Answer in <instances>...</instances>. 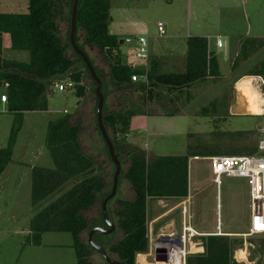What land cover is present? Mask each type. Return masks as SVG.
I'll return each mask as SVG.
<instances>
[{
  "label": "rangeland",
  "instance_id": "obj_1",
  "mask_svg": "<svg viewBox=\"0 0 264 264\" xmlns=\"http://www.w3.org/2000/svg\"><path fill=\"white\" fill-rule=\"evenodd\" d=\"M56 1L61 3L64 0ZM69 1H72V9L74 0ZM216 1L228 0H110V25L115 34L118 35L119 41H125L124 38L130 41V43L123 45L122 52L124 54L129 53L131 55L133 50L137 48L139 39L144 37L148 39L151 54L163 57L166 60L175 58L180 63L179 56L185 55L188 51L185 39L188 37L189 32H194L196 25H200V28L203 27L198 18V10L203 8L205 2L213 3ZM28 4L29 0H0V13L26 14ZM160 23L164 25L166 33L164 37H160L158 30ZM70 28L71 10L64 35L66 43L70 42ZM77 39L79 46L89 56L98 71L99 77L102 79L103 93L108 98L109 107L112 82H110L108 76L110 72L106 60L97 54L98 51L97 53L91 52V47L85 44L82 30L77 31ZM8 44L9 40L7 38L5 46L8 47ZM5 57L8 60L22 63L30 61L29 52L9 48L5 51ZM68 57L75 61L73 70L83 73L86 86L90 87V93L93 91L96 94L94 81L90 74L86 73L84 64L79 60L72 47L68 49ZM150 63L149 61V73L152 70V64ZM61 78L63 79L60 82L67 80L64 77ZM201 82L194 84L189 89L188 94L191 97L190 99L193 100L190 104L167 101L169 94L163 92V88L160 87L162 85L154 84V92L157 90L156 93H159L160 106L170 114L168 117L159 118L155 116L157 107L147 104L142 98L144 96V99L147 100L145 98L146 93L134 91L124 95L125 98H123L124 101L121 105L122 112L133 111L137 115L133 120L134 125H131V130L135 128L138 130L137 145L139 150L146 155L149 161L153 159L150 156L153 154H159L160 156L177 155L181 154L180 152H185L179 146H181L184 139H188L189 153L201 156L205 148L210 147L209 142H214L212 143L214 148L217 141L222 140L227 143L239 141L241 151L244 150L241 153L242 156H264V153L258 151L260 131L264 129V117L232 115L225 108L226 103H223L224 107L219 109L221 113L218 110V113L215 114L212 111L215 109V103L212 101L219 95L228 98L232 95L233 88L229 84H219L215 80L207 81L205 79ZM250 82L254 85L250 88H259L264 94L263 79H252ZM46 86L45 96L49 106L48 111L33 112L23 117V127L18 134L16 148L14 147V161L10 164L8 170L4 172L5 174L3 173L4 176L0 177V264H77L76 252L72 247L74 240L69 233H47L43 236L40 246L32 245L28 241L30 222L37 214L32 206V193L29 188V183L32 181V170L34 167L54 168L53 160L46 147L48 124L65 116L73 117L77 113H82L84 119V126L81 128L82 133L80 134L82 150L93 160L96 174L106 184V189L103 195L99 197L96 208L85 213L90 224L82 234L81 240L88 246L91 261L94 264H108L87 243L90 231L96 228L108 229L102 214V203L104 198L111 193L116 170L110 158L108 147L96 126L97 100L96 98L93 99L94 106L92 110L91 103L89 104L90 94L84 99L79 98L74 90H68L60 94L56 92L54 85H50L49 80L46 81ZM3 95H7L6 89H0V148L7 147L15 121V115L8 111V105L1 103ZM258 97L260 96H256L254 93L253 99L256 104L264 99ZM65 111L66 114H64ZM159 125H162L161 129L166 132V138L163 140L157 139L154 135V130ZM109 131L111 134H108L113 144L116 143L115 151L122 165L117 196L109 204V218L115 223L119 209L117 201L120 199L131 201L134 191L125 178V172L128 169L127 153L130 150L121 144L124 139L122 136L116 138L113 130L109 129ZM92 143L94 146L91 149ZM190 176L195 198L194 202L188 205V215L182 214L183 211H172L170 216L152 226L153 216L168 212L172 205L162 207L159 211H153L156 207L155 201L150 200L148 227L153 244L158 241L161 230L171 232L169 227L172 222L177 227L179 236L182 233L184 222L188 225L192 224L202 232L217 231L218 221L223 227V232L227 230L243 232L245 230L247 219L251 215L249 187L245 179L223 177L222 185L218 189L214 183L211 162L202 157L190 161ZM71 187L72 182L66 185L64 191ZM58 195L59 193H56L40 203L39 208L46 207ZM41 209H38V212ZM122 237L121 229L117 228L109 236L96 235L94 241L97 245L105 248L111 258L117 260L118 257L110 253L109 250ZM199 239L201 237L197 236L191 240L189 255L197 254V250L201 249ZM260 241L264 243V240ZM244 244V242L241 245L237 244L235 258L239 250H245L246 246ZM254 254L257 255L258 253ZM254 256L252 255L251 258ZM249 259V257H246V260H244L246 262L238 261V264H251ZM260 262L264 264V258L255 264H260Z\"/></svg>",
  "mask_w": 264,
  "mask_h": 264
},
{
  "label": "trees",
  "instance_id": "obj_2",
  "mask_svg": "<svg viewBox=\"0 0 264 264\" xmlns=\"http://www.w3.org/2000/svg\"><path fill=\"white\" fill-rule=\"evenodd\" d=\"M56 16L55 0H29L26 14L0 13V89H6L8 111L15 115L8 145L0 148V177L13 162L24 113L48 111L46 81L70 74L69 79L76 84L75 94L79 98L86 96L83 73L73 70L75 61L68 57V49L72 46L60 37ZM110 23V0H81L77 28L85 33V44L96 47L111 64L114 83L130 84L132 77L142 74L143 70H136L123 62L121 43L117 36L111 34ZM7 38L8 47L5 46ZM7 48L29 52L30 61L8 60L5 57ZM79 60L83 63L80 57ZM85 70L89 73L86 67ZM218 76V64L209 53L208 39L191 37L188 40L185 72L158 74L152 69L149 73L150 85H143L139 90L146 93L145 98L150 100L155 83L172 89H184ZM135 115L133 111L107 115L104 117L105 127L112 129L116 138L124 137ZM80 130V126L71 125L69 116L48 124L46 147L54 168H33L32 204L36 206L56 193L59 195L33 217L28 241L40 246L47 233H69L74 240L77 264H89L86 259L90 251L81 240L90 224L85 213L98 203L106 184L96 174L93 160L82 150ZM114 146L116 148L115 142ZM196 156L188 151L185 156H164L149 161L143 153H127L130 168L125 178L135 196L133 201H117L118 225L123 237L109 250L122 264H136L139 255L149 253L150 200H182L189 196V161ZM70 182L72 187L64 191ZM201 240L205 252L188 255L186 264H238L235 254L237 244H243L241 239L209 235L201 237ZM261 254L264 258V249Z\"/></svg>",
  "mask_w": 264,
  "mask_h": 264
},
{
  "label": "crops",
  "instance_id": "obj_3",
  "mask_svg": "<svg viewBox=\"0 0 264 264\" xmlns=\"http://www.w3.org/2000/svg\"><path fill=\"white\" fill-rule=\"evenodd\" d=\"M71 3L72 1H69V0L61 1V3H58V1L55 0V8L57 11L55 22L59 30V35L64 42H65V39H64L65 29L69 21ZM198 11H199L198 18L200 22L203 24L202 25L203 27L200 28V25L199 26L196 25L194 27V32H189L188 37L185 39L187 48H188V40L191 37L207 38L209 42V53H211L216 58L220 76L216 78H208L206 80L207 81L215 80L219 84L226 83V84L231 85L233 88L232 90L233 93L228 98H226L225 96H220V95L215 97L214 101H212L213 103H215V109H213L212 111H214V113L217 114L218 110L224 107L223 103H226L225 108H227L228 113H231L232 115L240 116L238 113L244 112V115H241V116L264 117V99L263 101L260 100L261 102L259 104H256L253 99L254 93L256 96H260L262 98H264V94L262 90L259 88L257 89L250 88V86L253 85L251 84L250 80L252 79H261V80L263 79L264 80V1H261V0H251V1L228 0V1H216L213 3L205 2L203 5V8L199 9ZM110 30H111V34L118 36L117 34H115V31L112 30L111 25H110ZM211 31H215V32H211ZM165 35L166 33L164 35H160V37H164ZM83 38L85 39L84 32H83ZM124 40L125 41L123 40L120 41L121 43L120 51L122 53L123 62L127 65H130L132 68L136 70L137 69L144 70L143 63L141 61L135 60L133 53L131 55L127 53L126 55L122 52L123 45L125 43L126 44L130 43V41L127 40V38H124ZM218 41H221L223 43L222 48L218 47L217 45ZM77 42H78V39H77ZM137 45L139 46L138 43ZM89 47H91V52L97 53L98 51L97 54H99L100 57L102 56L104 60H106L103 54L96 47L94 46H89ZM149 53H150L149 61L151 62L150 64H152L151 68L154 69V71L156 70L158 74L178 73L176 72L178 70L181 71L179 73H184L186 70V58H187L188 51L185 55L179 56L180 63L177 62L175 58L171 60H166L163 57H159L154 54H151L150 48H149ZM106 63L108 65V71L110 72L108 76H109L110 82H112V89L110 90L111 100H110L109 107H108V98L107 96H105L104 117L107 115L121 113L122 112L121 105H122V102L124 101L123 98H125L124 95L128 93H133L134 91L140 93L141 91L139 90V88L145 85L142 82H139V83L132 82L130 84L114 83L111 78V64L107 60H106ZM69 75L70 74L53 78L52 80H49V83L50 85L55 86L56 84L60 83V81L63 79L61 77L69 79ZM83 85H86L84 78H83ZM193 86L194 85L184 88V89H172L166 86H160V87L163 88L162 90L165 94H169V98L167 99V101L185 102V103L190 104L193 100L190 99L191 97L188 94L189 93L188 91ZM252 87H254V85ZM89 88L90 87L86 86V96L83 97L82 99L86 98L90 94L89 104L91 103V109L93 110V106H94L93 99L95 100L96 98L97 104H98V99H97V95L93 93V91H91L90 93ZM154 89L155 88H153V96L150 100L146 101L144 99V96H142V98L147 104L149 103L150 105H155L157 107L155 116H158L159 118L168 117L170 114L167 112L165 108H161L160 106L161 103L159 102V99H160L159 93H156L157 90L154 92ZM2 104L6 106L8 105L7 103H2ZM92 110H91V113H92ZM219 111H220L219 113H221V110ZM30 113H33V112H30ZM27 114L29 113H24V116ZM64 114H66V111L64 112ZM136 116L137 115L131 118L129 131L123 137L124 139L121 142V144L127 149H129L130 151H137V152L142 153L139 150L138 145H137L138 143L137 136L139 134L138 130L137 128H135L134 130H131V125H134L133 120ZM70 123L71 125H78L80 126V128H83L84 119H83L82 113H77L75 116L70 117ZM96 126L98 127L97 121H96ZM161 128H162V125H159V127L155 128L154 135L156 136L157 139L163 140L166 138V132L162 130ZM81 133H82V130H80V133H79V141H80ZM108 133L111 134L110 131ZM212 143L214 142L208 143L210 147H206L205 150L202 152L201 156H196L195 158L191 157L190 161L192 159H196L197 157H202L203 159L209 160L211 157H214V156H242L241 153L242 151H244V150L241 151L239 141L227 143L225 141L220 140V141H217L216 146L214 148L212 147L214 146V144ZM93 146L94 145L92 143L91 149L93 148ZM188 147H189L188 139H184L183 143H181V146H179V148L183 149L185 152L184 153L180 152L181 154L172 155V156L187 155ZM13 156H14V153H13ZM150 156L153 159L158 158V157H164V156H160L159 154H153ZM190 161H189V196L186 199H182V200L165 199V200L155 201L156 207L154 208L153 211H159L160 208L166 207L169 205H172V208L164 214L159 213L157 214V216L156 215L153 216L152 226L160 222L164 218H167V216H170L172 214L171 213L172 211L173 212L177 210L183 211L184 209H186V212L182 214L188 215V212H189L188 205L192 204L195 198V195L193 193L191 176H190ZM129 168H130V162L128 160V169L125 172V174L128 172ZM4 174L2 176H4ZM29 188L31 189V193H32V181H30L29 183ZM134 196L135 195H133V198L131 201L134 200ZM120 200H124V199H120ZM31 202H32V199H31ZM97 204L95 205L94 208H96ZM39 206H40V203L36 206H33V208L37 211V213H38V209H41L39 208ZM250 221H251V215L247 219V224L243 232L242 231L239 232L238 230L236 231L227 230L226 232H223V227L220 225V233H221L220 235H216L218 234V229L217 231L202 232L196 227H194L192 224H191V227H193L198 233L201 234V236L199 237L216 235V236H228L233 239L234 238L241 239V241L245 243L244 245L246 246V248L245 250L244 249L239 250V252L236 255L237 261L239 262L241 261L244 263L246 262L244 261L246 260V257L247 258L249 257L250 258L249 261H251L250 263L255 264L257 261L263 258L261 252L264 249V244H263V241H260V240H264V237L248 236V233L250 231ZM118 223H119V218H117V220H115V223H114L117 228H119ZM217 227H218V223H217ZM169 228H171L170 229L171 232H165V230H161V232L159 233V237L161 235H170V234L179 235V233L177 232V227L174 225L173 222ZM149 239L151 242L150 244V249H151V246L154 244L152 243V239L151 238ZM199 240L201 241V249L197 250L198 251L197 254H203L205 252L204 242L201 239ZM163 247L168 248L166 245V242L163 243ZM164 249L165 248H163L162 250ZM165 253L162 252V255H165ZM254 253H258V254L256 255ZM147 255L148 253L139 255L137 257V264H154L152 260L149 257H147ZM252 255H255V256L251 258Z\"/></svg>",
  "mask_w": 264,
  "mask_h": 264
},
{
  "label": "built area",
  "instance_id": "obj_4",
  "mask_svg": "<svg viewBox=\"0 0 264 264\" xmlns=\"http://www.w3.org/2000/svg\"><path fill=\"white\" fill-rule=\"evenodd\" d=\"M158 30L160 35L165 34L164 25L160 23L158 25ZM139 46L133 51L135 60L141 61L143 63V73L140 75H134L132 77L133 83L142 82L145 85H149V69L148 64L150 60L149 53V42L148 39L142 37L138 41ZM219 48L223 47L221 41L217 42ZM210 55L208 56V60ZM76 84L71 80L67 79L55 85L56 92L64 93L68 90L75 91ZM2 103H8L7 95H3L1 98ZM261 137L258 142V151L264 153V129L260 131ZM211 162L212 172L214 175V183L217 188L220 189L222 185L223 177L239 178L245 179L249 187V194L251 199V221H250V231L248 236L250 237H264V231L261 230L264 227V156H214L209 159ZM186 209L183 210V213ZM218 234L220 235V223L218 222ZM151 238L150 232L148 234ZM166 236V235H161ZM160 236V237H161ZM170 240L166 241L168 248L163 251L169 259L168 263L173 264V258L179 255V264H186L187 257L189 255V244L191 240L195 237L201 236L191 225L184 222L183 230L180 237V245L177 244L175 234H170ZM159 237V239H160ZM158 239V240H159ZM158 241L151 246V249L147 255L154 264L155 262V251L158 248ZM179 246L178 251H176V245ZM161 248V249H163ZM137 264V262H136Z\"/></svg>",
  "mask_w": 264,
  "mask_h": 264
},
{
  "label": "water",
  "instance_id": "obj_5",
  "mask_svg": "<svg viewBox=\"0 0 264 264\" xmlns=\"http://www.w3.org/2000/svg\"><path fill=\"white\" fill-rule=\"evenodd\" d=\"M81 0H74L73 7H72V13H71V28H70V43L74 50V52L82 59L86 69L89 71V74L94 81L96 85V95L98 99L97 104V125L100 133L102 134V137L108 147L110 158L112 159L114 166H115V174L113 178V185L111 193L105 197L102 203V214L103 218L108 226V229L105 228H96L92 230L88 236L89 244L91 245V248H93L95 251H97L99 254L102 255V257L109 263V264H122L121 262L115 261L111 259V257L108 255L107 251L98 246L93 241V236L97 233H101L102 235L108 236L113 234L117 227L116 225L110 220L109 218V203L114 200L117 196L118 188H119V180L122 173V165L121 161L119 159V156L116 154L115 147L113 144V141L111 140L108 131L104 124V106H105V95L103 93V83L101 78L99 77L93 63L91 62V59L89 56L83 51L77 42V19H78V10L80 6ZM239 115H244V112H239ZM170 236H161L158 240L159 242L162 241H169ZM175 240L178 245H180V237L179 235H176ZM162 252H164L161 248H157L155 251V262L158 263H168L169 259L167 256L162 255Z\"/></svg>",
  "mask_w": 264,
  "mask_h": 264
},
{
  "label": "flooded vegetation",
  "instance_id": "obj_6",
  "mask_svg": "<svg viewBox=\"0 0 264 264\" xmlns=\"http://www.w3.org/2000/svg\"><path fill=\"white\" fill-rule=\"evenodd\" d=\"M91 232V231H90ZM90 234V233H89ZM96 235H102L101 233H97V234H95L94 236H93V241L95 240V236ZM89 236V235H88ZM102 236H105V235H102ZM109 236V235H108ZM88 242V245L90 246V248H91V245L89 244V239L87 240ZM94 243H95V241H94ZM96 244V243H95ZM99 246V245H98ZM101 247V246H100ZM103 248V247H102ZM91 249H93V248H91ZM105 249V248H104ZM94 250V249H93ZM106 250V249H105ZM107 251V250H106ZM108 253V252H107ZM101 255V254H100ZM109 255V254H108ZM102 256V255H101ZM110 256V255H109ZM104 259V258H103ZM111 259H113V258H111ZM105 260V259H104ZM113 260H115V259H113ZM86 261L89 263V264H94L92 261H91V254L90 255H88L87 256V259H86ZM106 261V260H105ZM115 261H118V262H120L119 261V259H117V260H115ZM107 262V261H106ZM108 263V262H107ZM109 264V263H108Z\"/></svg>",
  "mask_w": 264,
  "mask_h": 264
},
{
  "label": "bare ground",
  "instance_id": "obj_7",
  "mask_svg": "<svg viewBox=\"0 0 264 264\" xmlns=\"http://www.w3.org/2000/svg\"><path fill=\"white\" fill-rule=\"evenodd\" d=\"M166 242V241H162V242H159L157 245H158V248H163V243ZM176 245V251H178L179 249V246L177 244ZM180 262V258H179V255H176L174 258H173V264H179ZM158 264H164V263H158Z\"/></svg>",
  "mask_w": 264,
  "mask_h": 264
},
{
  "label": "snow or ice",
  "instance_id": "obj_8",
  "mask_svg": "<svg viewBox=\"0 0 264 264\" xmlns=\"http://www.w3.org/2000/svg\"><path fill=\"white\" fill-rule=\"evenodd\" d=\"M261 230L264 231V227H262Z\"/></svg>",
  "mask_w": 264,
  "mask_h": 264
}]
</instances>
